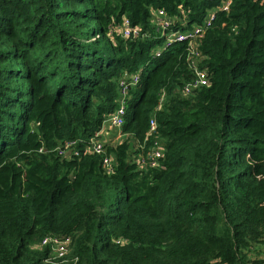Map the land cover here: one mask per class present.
<instances>
[{
    "label": "trees",
    "instance_id": "1",
    "mask_svg": "<svg viewBox=\"0 0 264 264\" xmlns=\"http://www.w3.org/2000/svg\"><path fill=\"white\" fill-rule=\"evenodd\" d=\"M0 0V264H261L264 262V0ZM206 29L209 85L187 44L152 20ZM124 17L138 37L117 31ZM125 74H139L123 132L140 140L156 114L160 165L142 168L128 141L103 154L82 147L119 106ZM165 100L156 110L162 92ZM47 235L72 238L56 257Z\"/></svg>",
    "mask_w": 264,
    "mask_h": 264
},
{
    "label": "built area",
    "instance_id": "2",
    "mask_svg": "<svg viewBox=\"0 0 264 264\" xmlns=\"http://www.w3.org/2000/svg\"><path fill=\"white\" fill-rule=\"evenodd\" d=\"M230 3L231 0H224L222 6L228 9ZM213 18L214 10L209 11L202 24H196L190 29L183 30L174 27L175 18L169 15L165 9L159 8L153 10L152 20L157 24V29L161 31V34L165 36L164 44L156 47L155 53L161 54L163 49L174 40L185 41L187 44V61L193 71V75L189 79L184 80L177 89L184 94L193 93L198 88L209 85L211 82L208 69L201 66V62L207 58V56L202 52L200 46L202 45L206 29L210 26ZM141 30L140 26L132 25L130 20L126 17H124L123 22L118 25L117 28V31L125 37H138L142 34ZM138 80L139 74H125L120 79L119 106L117 109L106 118L103 128L85 141L83 147L80 144V142L83 141L81 139L62 140L56 147V150L62 158L81 156L83 153H101L103 154V168L105 172L110 174L115 169V160L114 157L107 152V145L109 143L117 144L119 142L128 141L132 144L130 158H132L133 162H137L139 167L150 168L160 165V159L165 151V144L157 137L158 121L155 116L156 114H153L151 117L148 131L142 140L133 133L122 131L128 91L130 86L137 83ZM165 96V91H163L156 110L162 108ZM107 124L118 130L116 143L106 140L103 136V130ZM71 242L72 238L70 235L63 237L47 235L41 240L40 246L49 245L56 257H62L69 252ZM261 264H264V262Z\"/></svg>",
    "mask_w": 264,
    "mask_h": 264
},
{
    "label": "crops",
    "instance_id": "3",
    "mask_svg": "<svg viewBox=\"0 0 264 264\" xmlns=\"http://www.w3.org/2000/svg\"><path fill=\"white\" fill-rule=\"evenodd\" d=\"M117 128L107 124L103 130V136L106 140L116 143L117 142Z\"/></svg>",
    "mask_w": 264,
    "mask_h": 264
}]
</instances>
